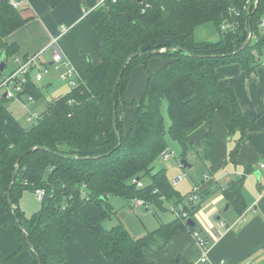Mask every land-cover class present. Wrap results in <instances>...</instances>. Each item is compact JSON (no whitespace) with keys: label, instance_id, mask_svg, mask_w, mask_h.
<instances>
[{"label":"trees","instance_id":"1","mask_svg":"<svg viewBox=\"0 0 264 264\" xmlns=\"http://www.w3.org/2000/svg\"><path fill=\"white\" fill-rule=\"evenodd\" d=\"M62 1L46 0L50 5ZM263 4L264 0L107 1L87 14L102 41L99 60L82 61L81 79L70 86L67 94L50 100L40 117L27 121L26 127L7 109V99L2 95L0 217L3 228L16 238L19 247L8 256L0 249V264H13L15 254L24 247L33 254L30 264H62L66 260V238L73 234L67 220L74 215L107 264H152L144 255L150 238L158 235L165 239L180 229L193 231L185 219L193 218L209 196L212 180L202 181L196 192L198 198L190 201V192L185 197L180 195L167 179L165 169L152 173V164L168 148L166 135L178 142L179 157L186 158L192 151L187 132L201 122L208 125L203 147L213 143L214 114L222 118L227 133L241 134L229 154L231 159L237 156L245 132L255 129L256 123L244 115L234 89L222 82L217 68L236 62L250 74L264 58V32L260 27ZM24 21L18 10L0 0V56L4 54V62L19 51L18 44L6 43L4 38ZM224 21L234 22L237 42L222 38L192 40L189 45L171 50L173 37L192 38L197 26L212 22L220 29ZM249 32L251 39L244 46ZM159 49L164 50L152 53ZM135 52L143 54L130 56ZM159 55L165 62L152 71L149 59ZM138 64L147 76L144 94L140 99L128 98L130 73ZM29 71L24 74L27 81L18 95L29 94L38 100L41 88ZM162 99L170 120L167 127L161 112ZM120 105L136 107L127 127ZM42 146L45 148H36ZM37 188L45 190L41 207L26 217L18 199L23 191ZM223 194L235 205L242 199L240 189L233 185L224 188ZM110 195H119L128 202L140 198L148 206L162 209L164 201L173 200L175 206L187 200L172 221L134 238L122 223L111 228L102 226L104 219L114 213Z\"/></svg>","mask_w":264,"mask_h":264},{"label":"crops","instance_id":"2","mask_svg":"<svg viewBox=\"0 0 264 264\" xmlns=\"http://www.w3.org/2000/svg\"><path fill=\"white\" fill-rule=\"evenodd\" d=\"M97 3V0H64L57 5H50L46 0H21V5L16 10L25 21L21 27L8 33V36L4 38L6 43L18 44L19 49L14 56L10 57L14 66L9 73L16 71L30 56L39 53L35 66L29 71L31 78L34 79L35 74L42 68H47L48 71L42 74L41 80L34 79L35 84L39 87L41 83L50 85L57 81L60 78L61 69L56 68L52 61L54 50L52 45L56 44L63 60L74 67L78 80L81 79L82 61L86 58L91 62L98 61L99 53L103 49L102 41L87 17V14L96 8ZM260 27L263 31L264 19ZM220 31L229 30L220 28L219 33L221 34ZM219 38L237 42L239 35L233 29L232 35L225 34L224 38L221 36ZM192 40H194L193 37L183 39L176 36L173 37L172 44L174 46L189 45ZM204 40L217 41L218 37L216 40ZM6 62L5 69L7 68ZM164 62L160 55L153 56L149 59L148 65L152 71H156ZM5 69L0 74V78L7 76L4 74ZM56 71H59V74H55ZM217 72L221 75L222 82L234 89L244 115L255 121L256 128L245 132V138L234 159H231L229 154L241 134L239 132L235 135L227 133L222 118L217 114L211 118L215 141L207 147H203V140L208 131L207 122H201L187 132L192 151H188L184 159L191 164V168L188 169L191 171L177 172L183 174V178L179 182L180 185H176L178 188L176 189V186L173 188L185 197L192 190L193 185L199 186L204 180H212L208 185L209 196L202 202L192 218L198 226L201 237L207 239L208 250L204 257L201 248L192 236L196 228L193 231L180 229L165 239L155 235L148 240L144 249V255L152 264H264V195L260 193L264 189V173L259 169V163L264 162V58L250 71V74L236 62L221 64ZM56 75L58 78H55ZM146 80V72L142 65H136L130 73L126 96L140 99L144 94ZM44 84H41L43 88ZM1 94L4 95L5 92ZM25 95L27 97L29 94ZM22 96L18 95L16 98L23 102ZM5 97L6 101L10 100V97ZM48 102L46 101L41 112L45 110ZM119 107L122 121L127 127L136 107L125 105ZM33 112L31 111L29 116ZM177 175L175 173L172 177ZM242 176L244 180L240 188L239 180ZM232 185L240 189L242 193V199L238 205L230 202L223 194L224 188ZM186 200L179 203L180 205H171L176 216ZM170 201L173 204V200ZM138 206L143 205H137L136 208ZM144 207L145 209L152 207V210L153 207L159 208L151 204ZM164 223H160L158 227ZM67 224L73 234L66 238V260L62 264H107L106 258L103 257L98 246L75 215L67 220ZM18 247V241L5 231L2 217H0L2 254L8 256ZM28 250L29 253L22 252L23 249L16 253L13 264H30L33 254L30 249ZM202 257L205 258L204 261L201 260Z\"/></svg>","mask_w":264,"mask_h":264},{"label":"rangeland","instance_id":"3","mask_svg":"<svg viewBox=\"0 0 264 264\" xmlns=\"http://www.w3.org/2000/svg\"><path fill=\"white\" fill-rule=\"evenodd\" d=\"M262 12H263L262 17L264 19V4H263ZM219 30L220 29L216 28L212 22L203 23L202 25H199L195 28L193 39L216 40L218 37L219 40L220 36L224 38L225 34L232 35L233 32V28L227 29L229 31H220L221 34L219 33ZM12 63L13 62L9 57V59L6 62L7 68L5 69L4 72V74L7 76L8 74H10L9 73L10 69L14 66L12 65ZM41 70H43V68ZM56 72L57 73L55 74H59L58 73L59 71ZM55 78H58L57 75L55 76ZM41 84L39 88H41L40 93L42 94L41 97H43V99L39 98L38 100L35 101H27L26 95H23L22 96V100L24 102L23 103L21 99H18L16 97L12 98V96H10V100L8 99V101L6 102L7 109L10 110L14 115V117L18 120V122L25 127L29 126V124L26 121V118L27 116H29L31 111L41 113L46 101L47 102L50 101L56 95L59 96V95L67 94V92L70 90V85L61 78H58L57 81L52 82L50 85L44 84V88L42 87ZM161 112L163 115L165 127H167L170 124V120L167 115V105L165 99L161 100ZM166 138L168 141V150L174 151V153L170 154V156L167 159H163V158L161 159L160 157H158L152 164L153 166L152 173L165 169L166 177L171 183L172 179L174 178L172 176L175 173L177 175L178 173H186V172H190L191 170L189 171L188 169L181 167V165L178 163L179 154L181 151L178 142L172 140L169 137V135H166ZM146 180L147 179H143V181L147 182ZM179 185L180 184L178 182V186ZM183 185H181V188H183ZM178 186H176V189L178 188ZM18 200H19L20 210L22 211L23 215L26 217H29L32 213L39 210L42 203V201L38 199L35 192L29 189L23 191ZM109 201L114 213H112L110 217L104 219V221L102 222V226L106 228H111L114 225L122 223L124 226L128 227L132 236L134 235H136L137 237L144 236L146 233L150 232V230L158 227L160 223H164L169 220H172L176 216L175 211L171 209V205L173 204L172 201L170 200L164 201L163 209L153 207V210L152 207L145 209L144 205L138 206L136 208V205L133 206L131 202H128L125 198L119 195L118 196L110 195ZM132 208H134V210H132ZM20 251H22V249H20L17 253H19ZM27 251H29L28 248L24 247L22 252H27Z\"/></svg>","mask_w":264,"mask_h":264},{"label":"built area","instance_id":"4","mask_svg":"<svg viewBox=\"0 0 264 264\" xmlns=\"http://www.w3.org/2000/svg\"><path fill=\"white\" fill-rule=\"evenodd\" d=\"M5 1L15 9H18L21 5L20 4L21 0H5ZM107 1L116 2V0H97L98 3L96 5V8H97V6L105 5L107 3ZM254 4H256V1ZM145 6L147 7L148 4H146ZM144 10H145V8H142V11H144ZM234 25H235L234 22L230 23V22L224 21L221 23L220 28L227 30V29L233 28ZM261 25H262V23H261ZM263 32H264V30H263ZM52 48L54 49L52 61H53V63H55L56 68L61 69L59 77L62 80L66 81L70 86H75L78 82V74L75 72L74 67H71L68 63H66L65 60H63L62 54H61L59 48L56 47V44H53ZM38 56H39V53L35 54L33 56H30L29 59L26 62H24L23 65H21L16 71L10 73L9 76L0 78V97L2 96L1 93L3 91L5 92V95H7V97L18 96V93L21 91L23 84L27 81L24 74L35 66V60L37 59ZM47 71H48L47 68H44L43 70H39V72L35 74L34 79L36 81L41 80L42 74L46 73ZM1 89H2V91H1ZM27 98L30 101H34V98L31 95H28ZM39 117H40L39 113L33 112L30 116H28L26 118V120L32 121V120L37 119ZM170 154H173V152L165 149L164 151H162L160 158L161 159L162 158L167 159L170 156ZM259 169L262 170L264 173V162L259 163ZM182 178H183V174H178L177 176H175L171 182L172 186H175L176 184H178V182L182 181ZM133 181H135V179H133ZM137 184H138V186H142L141 181H137ZM198 189H199L198 185H193V188L190 191V194L188 196L190 201H194L198 198V194L196 193ZM34 192L37 195L38 199H40L42 201L43 197L45 195V190L37 188L34 190ZM260 193H261V195H264V189ZM131 204L133 206L134 205H136V206L137 205H144V206L148 207V205L140 198H134L131 201ZM183 215H185V213H183ZM222 225H224V224H222ZM192 236H193V239L197 241L199 247L202 250V254H204V257H205V255H206L205 253L208 250L207 239L201 237L198 229H195L193 231ZM204 257L201 258L202 261L205 260Z\"/></svg>","mask_w":264,"mask_h":264},{"label":"water","instance_id":"5","mask_svg":"<svg viewBox=\"0 0 264 264\" xmlns=\"http://www.w3.org/2000/svg\"><path fill=\"white\" fill-rule=\"evenodd\" d=\"M129 16V15H128ZM130 17V16H129ZM250 37H251V34L249 33V35H248V37H247V39H246V41H245V43H244V46H246L248 43H249V40H250ZM179 48H182V47H180V46H174V47H171V50L172 49H179ZM164 49H159V50H156V51H153L152 53L153 54H157V53H159V52H161V51H163ZM143 53H140V52H135V53H132V54H130V56H136V55H142ZM124 67H125V65L123 66V69H124ZM4 69H5V62H4V54L3 55H1L0 56V71L1 72H3L4 71ZM123 69L120 71V73H119V75H121L122 74V71H123ZM5 95V94H4ZM5 96H7V95H5ZM115 118H116V112H115V110L113 111V117H112V122H113V126L115 127V125H116V122H115ZM37 149H42V148H45L44 146H42V147H36ZM179 163H180V165H182L184 168H186V169H189V168H191V164H189L188 162H187V160L186 159H184V158H181L180 160H179ZM16 173H17V170H15V172H14V174H13V177L12 178H14L15 177V175H16ZM11 186H10V188H9V192H8V194H7V199L9 200V198H10V190H11V188H12V182H11V184H10ZM227 206V205H226ZM186 224L187 225H189L190 227H192V228H198V226L196 225V223L193 221V219L192 218H190V217H188L187 219H186ZM27 245H29V247L30 248H32V245L29 243V241L27 240Z\"/></svg>","mask_w":264,"mask_h":264}]
</instances>
